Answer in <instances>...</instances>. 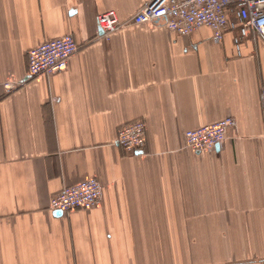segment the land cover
Here are the masks:
<instances>
[{"label":"crops","instance_id":"1","mask_svg":"<svg viewBox=\"0 0 264 264\" xmlns=\"http://www.w3.org/2000/svg\"><path fill=\"white\" fill-rule=\"evenodd\" d=\"M152 0H0V264H264V40L180 36L160 22L103 39ZM72 35L68 68L28 79V53ZM22 85L7 95L2 84ZM233 118L220 147L186 133ZM146 126L138 154L119 128ZM97 178L101 206L59 215L65 186Z\"/></svg>","mask_w":264,"mask_h":264},{"label":"built area","instance_id":"2","mask_svg":"<svg viewBox=\"0 0 264 264\" xmlns=\"http://www.w3.org/2000/svg\"><path fill=\"white\" fill-rule=\"evenodd\" d=\"M162 22L180 36H189L201 28H209L214 41L221 43L228 33H234V45L240 57L242 44L251 35L264 40V0H152L139 10L129 24L121 21L115 11L101 13L97 17L103 39L128 26ZM79 51L72 35L51 40L31 49L28 53V79L51 77L64 72L70 60ZM20 82L2 84L7 95L15 92ZM264 109V85L260 91ZM236 120L227 118L186 133L190 150L200 154L220 147L228 138V132L236 127ZM146 126L135 122L119 129L116 145L125 153L138 154L146 145ZM103 186L97 178L84 180L65 187L51 201L56 213L70 214L79 210H91L101 206Z\"/></svg>","mask_w":264,"mask_h":264},{"label":"trees","instance_id":"3","mask_svg":"<svg viewBox=\"0 0 264 264\" xmlns=\"http://www.w3.org/2000/svg\"><path fill=\"white\" fill-rule=\"evenodd\" d=\"M119 129H120V128H119ZM118 132H119V130H118ZM117 137H118V136H117ZM146 143H147V138H146ZM145 147H146V145L143 147V149H144ZM143 149H142V150H143ZM142 150H141V151H142ZM75 185H76V184H75ZM72 186H73V185H72ZM65 187H71V186H65ZM65 187H64V188H65ZM64 188H63V189H64ZM63 189H62V190H63ZM62 190H61V192H62ZM61 192H59L58 194H60ZM58 194H57V195H58ZM57 195H56V196H57ZM56 196H54L53 198H55ZM53 198H52V199H53ZM51 201H52V200H51ZM50 209H51V204H50ZM94 209H95V208H94ZM51 210H52V209H51ZM91 210H93V209H91ZM82 211H83V210H82ZM86 211H89V210H86Z\"/></svg>","mask_w":264,"mask_h":264},{"label":"water","instance_id":"4","mask_svg":"<svg viewBox=\"0 0 264 264\" xmlns=\"http://www.w3.org/2000/svg\"><path fill=\"white\" fill-rule=\"evenodd\" d=\"M59 215H61V213H58Z\"/></svg>","mask_w":264,"mask_h":264}]
</instances>
